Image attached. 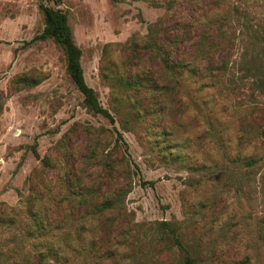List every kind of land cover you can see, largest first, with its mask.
Instances as JSON below:
<instances>
[{"label": "rangeland", "instance_id": "374dc122", "mask_svg": "<svg viewBox=\"0 0 264 264\" xmlns=\"http://www.w3.org/2000/svg\"><path fill=\"white\" fill-rule=\"evenodd\" d=\"M204 1L41 0L67 14L85 82L111 123L83 107L62 48L34 40L44 29L40 0H0V211L13 221L0 224V264H13V250H30L25 208L32 193L40 198L35 210L56 211L51 243L65 247V237L72 245L81 244L79 237L83 245L91 242L89 229H76L97 230V220L67 219L70 194L105 191L101 158L112 160L117 146V158L131 171L122 206L135 232L130 245L118 249L120 264H179L182 253L161 222L171 224L197 264H264V140L257 136L264 129V96L247 71L256 64L264 73V0H222L225 49L235 60L223 81L211 85L186 74L175 95L150 90L149 79L159 82L163 75L157 58L148 59L152 51L142 49L150 29L158 21L162 28L173 18L202 16ZM254 54L259 58L249 64ZM128 76L141 82L127 88ZM22 77L39 82L16 85ZM245 156L256 163L247 167ZM73 172L69 187L65 179ZM67 258L66 264H97L79 252Z\"/></svg>", "mask_w": 264, "mask_h": 264}, {"label": "trees", "instance_id": "16d2710c", "mask_svg": "<svg viewBox=\"0 0 264 264\" xmlns=\"http://www.w3.org/2000/svg\"><path fill=\"white\" fill-rule=\"evenodd\" d=\"M115 1V0H111ZM60 0H54V3H59ZM39 9L43 15L44 29L41 34L36 36L34 40H51L54 44L62 48L66 58V72L74 84L75 88L83 97V107L87 112L93 115H100L107 118L113 123V118L109 111L101 106L95 91L89 87L84 79L83 69L80 64L81 52L73 41L71 29L68 24L67 14L59 8H51L39 3ZM203 15L198 18L189 17V19L181 20L180 18L170 20L165 27L161 21H158L156 27L153 25L150 33L142 49L145 52L152 51L153 56L148 55V59L155 60L160 70L163 69V75L159 82L149 79L150 90L158 92L161 95H175L176 86L179 79L186 74L198 81L204 80L207 84L213 85L223 81L229 75L230 64L235 63L233 60L234 54L225 49V44L228 41L225 31L223 30L224 12L222 0H206L202 3V8H199ZM210 12L208 15L207 13ZM136 51L140 49L135 45ZM259 55H249L248 63H256L255 60ZM149 76L153 75L148 68ZM248 72H251L256 77V88L260 96H264V73L260 66L254 64L248 66ZM107 79L104 73L102 76ZM165 80H168L166 83ZM141 82L140 76L126 77L125 87L132 88L135 83ZM171 81L174 84H171ZM37 79L28 77L18 78L15 84L34 86L38 84ZM77 125L72 126L67 133L62 137L60 144H64L67 136L75 131ZM89 130V129H86ZM261 140H264V129L260 128L257 133ZM117 146V144H116ZM65 147V146H64ZM116 155L120 152L117 146ZM36 154V151H33ZM98 152V151H97ZM94 151L93 159L99 158V154ZM69 160V153L66 154ZM115 156L112 160L101 158L102 169L108 177V181H103L100 187L104 184L105 191L101 192V188L96 189V192L89 191L87 188L82 189L81 193H71L69 202H74L72 210L69 212L67 219L78 220L85 222L87 220H97V230L95 228H87L86 226L77 228L76 230L83 231L89 229L92 233L91 242L83 245L84 240L78 238L79 245L73 239L68 237L65 240V247L59 246L57 243H51L53 232L57 231L56 227H51L50 222L54 221L56 211L47 212L46 209L35 210L36 203L40 199L32 193L26 200L25 215L27 217V237L32 240L30 250H13L10 255L15 259L13 264H66L69 253H83L84 257H94L97 259V264H105L110 261L111 264H120L118 249L120 246L124 248L129 246L128 239H132L134 233V220L131 214L122 206L124 197L131 192L130 168L126 163H122L121 157ZM37 157V155H36ZM38 158V157H37ZM243 162L247 167H251L256 163V158L245 156ZM48 158L42 159V164H47ZM73 169L75 165H70ZM129 168V169H128ZM124 173V174H123ZM65 177V176H64ZM74 172L66 176V184L70 187L73 184ZM110 186L108 187V185ZM108 187V188H107ZM78 196V197H76ZM66 200V198H64ZM63 199V200H64ZM67 200L69 198L67 197ZM59 202L56 208L60 206ZM14 213V210H10ZM15 215V214H14ZM58 218V217H56ZM63 217L61 220H65ZM4 211H0V224L6 221ZM161 231L165 235H170L175 239V244L180 249L182 256L179 264H197V260L189 255V252L180 244L177 238L176 230L171 228V224L161 222L159 224ZM55 230V231H54ZM52 232V234H50ZM130 232V235H129ZM132 234V235H131ZM58 236H62L61 231L57 232ZM129 235V236H128ZM120 240L117 241V237ZM54 238V237H53ZM63 237H58L62 239ZM57 239V240H58ZM168 252L172 253L170 246L167 247ZM244 263L246 261H243Z\"/></svg>", "mask_w": 264, "mask_h": 264}]
</instances>
